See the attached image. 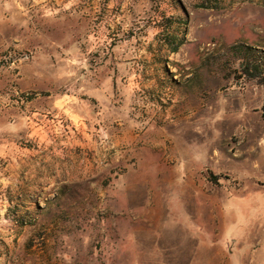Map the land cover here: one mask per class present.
<instances>
[{"label": "rangeland", "instance_id": "1", "mask_svg": "<svg viewBox=\"0 0 264 264\" xmlns=\"http://www.w3.org/2000/svg\"><path fill=\"white\" fill-rule=\"evenodd\" d=\"M235 46L264 53V0H0V264H264Z\"/></svg>", "mask_w": 264, "mask_h": 264}, {"label": "trees", "instance_id": "2", "mask_svg": "<svg viewBox=\"0 0 264 264\" xmlns=\"http://www.w3.org/2000/svg\"><path fill=\"white\" fill-rule=\"evenodd\" d=\"M168 44L171 45L172 42L168 41ZM178 48L179 44L175 45L172 52H176ZM230 49L232 58L227 60L226 63H229L231 67H235V74H239L237 78L264 87V53L242 46H235Z\"/></svg>", "mask_w": 264, "mask_h": 264}, {"label": "crops", "instance_id": "3", "mask_svg": "<svg viewBox=\"0 0 264 264\" xmlns=\"http://www.w3.org/2000/svg\"><path fill=\"white\" fill-rule=\"evenodd\" d=\"M70 64L71 63H67V66H71ZM67 76L62 77L63 82H69L70 80H72L71 77H67ZM119 101L122 102V98H119ZM74 103L77 104L75 107L72 105ZM54 106H57L59 109L64 110V111H72V109L76 108V109L84 111L85 113H90V114L91 112L93 114V111L95 110V106L89 105L88 100H86L85 103H82V101L79 102L77 101L75 95H73L72 93L62 96L60 100L57 99ZM96 115H100V112H97Z\"/></svg>", "mask_w": 264, "mask_h": 264}, {"label": "built area", "instance_id": "4", "mask_svg": "<svg viewBox=\"0 0 264 264\" xmlns=\"http://www.w3.org/2000/svg\"><path fill=\"white\" fill-rule=\"evenodd\" d=\"M60 123H61V120H60ZM97 133H98V142H96L97 143V145L98 146H101V145H103V146H107L108 145V142H109V137H108V131L105 129V128H103V127H98V129H97Z\"/></svg>", "mask_w": 264, "mask_h": 264}]
</instances>
